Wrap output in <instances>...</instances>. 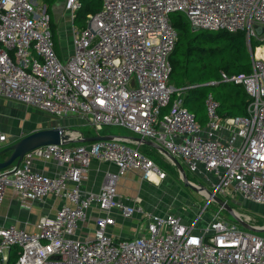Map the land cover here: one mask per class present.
I'll use <instances>...</instances> for the list:
<instances>
[{
	"label": "built area",
	"instance_id": "obj_1",
	"mask_svg": "<svg viewBox=\"0 0 264 264\" xmlns=\"http://www.w3.org/2000/svg\"><path fill=\"white\" fill-rule=\"evenodd\" d=\"M80 7L81 0H66L73 52L62 60L47 4L0 0V97L33 107L56 125L88 122L96 134L105 125L126 128L164 147L227 202L264 204V55H258L264 31L256 30L264 29V0H102L78 29L74 20ZM175 12L192 27L245 33L251 72L221 71V79L245 87L251 99L247 114L222 116L210 93L204 126L184 105L185 88L170 84V56L178 41ZM252 38L260 41L255 49ZM62 126L76 132L75 139L85 137ZM6 140L0 134V143ZM74 143L33 148L19 164L0 171V207L9 185L24 205L50 195L61 199L58 211L42 216L34 232L13 224L0 229V264L13 247L19 250L17 264H264V235L228 221L220 206L211 212L195 205L158 211L147 208L139 195H120L118 181L129 172L138 171L150 182L151 173L160 182L167 178L138 140L119 135ZM35 158L56 161L60 171L36 170ZM93 161L116 170L106 174L99 190L86 191ZM91 217L92 235L78 237ZM119 217L138 219L134 236L112 232Z\"/></svg>",
	"mask_w": 264,
	"mask_h": 264
},
{
	"label": "trees",
	"instance_id": "obj_2",
	"mask_svg": "<svg viewBox=\"0 0 264 264\" xmlns=\"http://www.w3.org/2000/svg\"><path fill=\"white\" fill-rule=\"evenodd\" d=\"M45 2L50 13L54 0H45ZM101 6L102 0H81V7L75 20L86 22L88 14L98 11ZM181 14L175 12L171 16L178 32V41L170 56L172 66L170 84L173 80L176 83L175 88H185L184 105L190 111H192L191 105L201 101L212 92L213 88H219L215 97L219 101V112L222 116L247 114L251 99L245 87L221 79V71L229 74L251 72L252 57L245 33L203 29L193 31L190 22L185 19L186 16ZM51 24L54 32L57 30V25L52 22V18ZM259 44V40L251 39L253 49ZM261 48L258 50L259 55ZM192 112L195 114L194 111ZM18 257L19 250L13 247L4 264H17Z\"/></svg>",
	"mask_w": 264,
	"mask_h": 264
},
{
	"label": "crops",
	"instance_id": "obj_3",
	"mask_svg": "<svg viewBox=\"0 0 264 264\" xmlns=\"http://www.w3.org/2000/svg\"><path fill=\"white\" fill-rule=\"evenodd\" d=\"M60 2L62 3V5H61V8H59L57 11L55 8V17H54V14L52 13V10L50 12V15H51L52 20L54 19V22L57 25L56 26L57 30L55 32V35L57 34L59 36L58 42H57L55 39V35H54L56 50H57L58 55H60L59 51L62 54V58L60 57L61 55L59 57L62 60H65L73 52V43H72V49H71V45H69V42H68L69 39L71 38V35H69L70 31H68V29H69V26L73 25V23L71 22L69 13L66 11V8H65L66 0H61ZM23 107L30 108L34 112V114H37V118L35 117L33 113L29 114L27 113V111L25 112L23 109H21ZM19 112L23 113L25 117V120L21 122L22 126L20 128H15V127L11 128V127L5 126L4 121L9 120L10 117L17 118L16 114ZM16 120L19 121L18 118ZM29 120L31 122H30V125L27 126V122ZM50 120L51 119L49 116L40 112L39 110L34 109L33 107L24 105L14 100H9V99L0 97V134L7 135V140L5 142L0 143V162L8 159V157L12 153V151L6 152L5 151L6 148L16 145L22 138L32 133L33 131L53 127L54 125L57 124V121H54V120L50 121ZM70 122H71L70 119L66 121H61L62 125H67V126L70 124ZM119 135H126V134L120 133ZM132 135L133 136H129V135H126V136H129L131 138L132 137H138V138L142 137L141 135L133 133V132H132ZM78 143H83V142H75L74 144H78ZM142 144H145V143H142ZM145 145L154 147L148 144H145ZM154 148L157 149L156 147ZM16 163L17 162H14L13 165ZM33 166L36 170H39L47 174H55L60 171V167L54 160H44L41 158H35L33 160ZM115 170H116V167L111 163L93 161L91 164L89 173H88L89 174L88 180L85 181L84 186H83L84 189L86 191L99 190L106 177V174L110 171H115ZM133 173L135 172H129L128 174H126V176L129 175L130 178L133 179V182H134L135 179H134ZM133 182H131V184H133ZM124 185H125V182L122 184V180L120 181V185H117V191L120 195L130 196V197L137 196L134 194H130L128 192L125 193L124 190L119 191L118 186L124 187ZM60 204H61L60 198L50 195L47 198L42 199V200H37L30 205H24L23 202L19 199L17 193L14 191V188L11 185H9L6 190L5 199L0 207V229L13 224L17 227H22L29 232H34L37 230V223L39 222L40 218L44 215H54L58 211ZM156 210L164 211L162 209H156ZM180 210L181 208L179 207V209H174L173 211L179 212ZM118 219L119 220L117 224L111 229L113 233L117 230L116 228H121L124 225L133 226L134 222L135 224L138 223L137 218L132 219L133 222H130L131 220H124L121 217H119ZM93 229H94V219L93 217H91V219L87 221L86 223H84L82 228L77 232V236L81 238H87L92 235ZM135 234H136V231L135 232H131V231L128 232L125 230L121 231L122 236L132 237ZM121 235H117V236H121ZM10 252H11V249L7 252L8 257L10 255Z\"/></svg>",
	"mask_w": 264,
	"mask_h": 264
},
{
	"label": "rangeland",
	"instance_id": "obj_4",
	"mask_svg": "<svg viewBox=\"0 0 264 264\" xmlns=\"http://www.w3.org/2000/svg\"><path fill=\"white\" fill-rule=\"evenodd\" d=\"M39 1L46 4L45 0H39ZM60 1L61 0H54L55 4L53 2L51 6V10H52V13L54 14V17H55V8H56V11L59 8H61L62 3ZM66 11L69 13L67 9ZM181 15L183 16V14ZM69 16H71L70 13H69ZM185 19H188V18L185 17ZM52 22H54V19L52 20ZM74 26L80 29L86 26V22L85 20L83 22L79 20H74ZM55 31H54V35H55ZM68 31H70L69 35H71V38L69 39L68 42H69V45H71V49H72V38H73L72 26H69ZM58 38L59 36L56 34L55 39L57 42H58ZM247 45H248V48L250 50L251 57H252V52H251L252 49L250 48L248 40H247ZM262 50H264V46H262L261 51ZM59 53L61 55L59 56L62 58V54L60 51ZM171 85L176 86V83L173 80H171ZM217 90H220V89L213 88L211 93L214 96H216ZM208 95L203 97L201 101L190 106V109L195 112L197 121L200 122L204 126L206 125L207 120H208L207 108L205 104V100ZM21 109H23L25 112L27 111V113L29 114L30 113L34 114V112L28 107H23ZM34 115L37 118V114H34ZM16 117L18 118L19 121H17L16 120L17 118L15 117H12V118L10 117L9 120L4 121L5 126L11 127V128L12 127L20 128L22 126L21 122L25 120L24 114L19 112L16 114ZM30 122H31L30 120L27 122V126L30 125ZM69 128L71 129V131H74V130L80 131L81 133H84L85 136H93L97 133L96 128L88 122L71 121V123L69 124ZM100 132L102 134L123 133L129 136H133L131 131L121 126H117V125H105L104 128L100 129ZM135 146L137 147V145ZM139 149L145 154H147L152 160H154L157 163V165L161 169H163L167 173V179L161 182H150V181L145 180L143 178V175L140 172L133 171L135 172L133 173L134 179H135L134 182H133V179H131L129 175L122 176L120 180L118 181V185H120L121 180H122V184L125 182V185L124 187L118 186L119 191L124 190L125 193L128 192L130 194H134L137 196L139 195L142 198L144 205L149 209H162L166 211V210L179 209V207H181L182 205L183 207H185V209H188V208L191 209L193 205H195L196 208L197 207H200V208L207 207L209 211H214V210L218 211L220 209L219 205L213 200L209 201L208 197L205 194L200 193L188 186H185L181 179L179 169L169 160L168 157H166L163 153H161L159 149H155L154 147L147 146L145 144L139 145ZM183 165L191 181L193 180L198 183H201L205 185L207 188H209L210 190H212V186L208 184L204 180L203 177L190 172V170L188 169L185 163H183ZM131 182H133V184H131ZM228 203L235 209L238 215H240L242 218L247 220L250 224L257 226V227H264V204L256 203V202L246 200V199H239L237 202H233L232 200H229ZM220 213L228 221L235 222L234 217L229 212H227L225 209H220ZM194 218H196L195 215L192 216V219ZM130 222H133V220H131ZM140 223H142V221H140ZM134 224L133 226L124 225L121 228H116L117 230L114 232L115 235H121L122 230H125L128 232L130 231L135 232L136 231L135 226L137 224L135 225ZM257 233L264 235V232H257Z\"/></svg>",
	"mask_w": 264,
	"mask_h": 264
},
{
	"label": "water",
	"instance_id": "obj_5",
	"mask_svg": "<svg viewBox=\"0 0 264 264\" xmlns=\"http://www.w3.org/2000/svg\"><path fill=\"white\" fill-rule=\"evenodd\" d=\"M193 31L200 30L199 28L192 27ZM257 33H263V27H256ZM253 57V55H252ZM119 135L114 134H95L93 136H85L83 139H75L66 128L62 125H56L54 127L44 128L41 130L34 131L33 133L22 138L16 145L10 146L5 149V151H12L11 155L5 161L0 162V171L7 169L14 162L18 164L22 161L24 155L32 150L33 148L43 146L51 143H68V142H93L98 140H106L113 139L114 137ZM140 142V144L145 143L148 145H152L159 149L169 160L179 169L181 179L185 186H188L200 193H203L207 196L208 199H213L222 209H225L229 212L235 219V222L239 223L242 227L251 230L253 232H264V227H257L250 224L247 220L242 218L235 209L220 196L216 195L209 188L204 186L203 184H194L188 177L187 171L183 165V163L171 153H169L164 147L156 143L155 141L148 140L144 137H132ZM207 193V194H206Z\"/></svg>",
	"mask_w": 264,
	"mask_h": 264
},
{
	"label": "bare ground",
	"instance_id": "obj_6",
	"mask_svg": "<svg viewBox=\"0 0 264 264\" xmlns=\"http://www.w3.org/2000/svg\"><path fill=\"white\" fill-rule=\"evenodd\" d=\"M261 54L264 55V50L261 51ZM72 136L73 137H76L77 136V133L76 132H73L72 133ZM151 178H152V181H154V182H160L158 175H156L155 173H151Z\"/></svg>",
	"mask_w": 264,
	"mask_h": 264
}]
</instances>
